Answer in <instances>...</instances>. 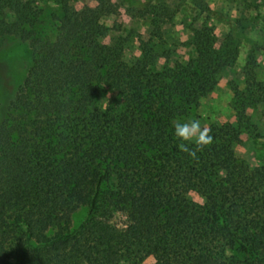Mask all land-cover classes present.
Masks as SVG:
<instances>
[{
  "label": "trees",
  "instance_id": "16d2710c",
  "mask_svg": "<svg viewBox=\"0 0 264 264\" xmlns=\"http://www.w3.org/2000/svg\"><path fill=\"white\" fill-rule=\"evenodd\" d=\"M52 1L49 36L34 0H0V39L29 50L0 118V264H120L167 243L153 264H264V154L260 166L238 160V128L221 125L193 159L179 150L171 123L233 64L231 35L218 39L193 18L180 59L152 23L132 65L126 40L101 22L115 12L108 0L84 10ZM253 64L248 57L242 90L231 85L239 123L264 102ZM107 92L113 99L101 106ZM102 186L108 194L99 204ZM115 212L121 227L109 221Z\"/></svg>",
  "mask_w": 264,
  "mask_h": 264
},
{
  "label": "rangeland",
  "instance_id": "374dc122",
  "mask_svg": "<svg viewBox=\"0 0 264 264\" xmlns=\"http://www.w3.org/2000/svg\"><path fill=\"white\" fill-rule=\"evenodd\" d=\"M115 8L111 16L102 17L107 34L126 40L123 58L134 65L138 56L139 43L147 38L150 24L162 33L169 47L180 59L186 57L189 45V30L195 28L193 18L203 21L212 29L214 37L220 39L229 33L237 45L233 64L216 77V85L196 107L191 108L182 120L199 119L202 126L215 131L221 125L238 128L239 139L233 145L238 160L249 167L260 166L258 157L264 154V102L245 109V118L239 123L233 110L231 85L238 90L244 88L242 68L248 57L254 60L255 80L264 85V0H108ZM72 7L84 10L94 7L95 0H71ZM34 7L40 10L41 32L53 35L57 8L52 0H34ZM153 21V22H152ZM107 41V39H105ZM29 59L27 46L17 39L6 36L0 39V118L16 88L21 84ZM113 99L107 92L101 97L100 105L105 106ZM107 186H102L98 203L107 199ZM193 200L200 202L197 197ZM87 207H79L71 216V228L84 218ZM110 223L121 227L125 218L113 213ZM43 224L39 221L37 224ZM171 249L169 243L155 248L144 259H131L120 264H153Z\"/></svg>",
  "mask_w": 264,
  "mask_h": 264
},
{
  "label": "clouds",
  "instance_id": "9594fccd",
  "mask_svg": "<svg viewBox=\"0 0 264 264\" xmlns=\"http://www.w3.org/2000/svg\"><path fill=\"white\" fill-rule=\"evenodd\" d=\"M171 123L175 136L181 141L178 145L179 150L187 153L190 158L195 159L197 152L212 145L211 129L202 126L199 119H174Z\"/></svg>",
  "mask_w": 264,
  "mask_h": 264
}]
</instances>
